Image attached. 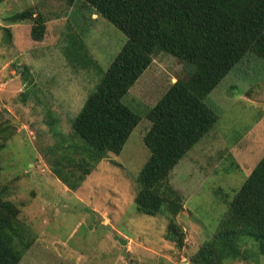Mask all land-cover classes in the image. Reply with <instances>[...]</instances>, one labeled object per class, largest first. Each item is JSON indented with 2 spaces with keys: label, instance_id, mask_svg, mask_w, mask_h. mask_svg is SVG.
<instances>
[{
  "label": "rangeland",
  "instance_id": "obj_1",
  "mask_svg": "<svg viewBox=\"0 0 264 264\" xmlns=\"http://www.w3.org/2000/svg\"><path fill=\"white\" fill-rule=\"evenodd\" d=\"M21 12L45 19L41 40L31 37L32 19L7 22ZM125 40L81 0L0 2V200L18 209L27 230L19 264H192L264 156V60L247 52L205 98L216 124L169 175L179 211L139 212L146 115L184 75L179 60L158 54L129 90L140 122L121 152L104 156L75 189L64 183L58 172L75 183L83 163L72 120ZM71 41L83 46L87 67L70 61ZM240 250L243 258L217 264H264L251 241Z\"/></svg>",
  "mask_w": 264,
  "mask_h": 264
},
{
  "label": "trees",
  "instance_id": "obj_2",
  "mask_svg": "<svg viewBox=\"0 0 264 264\" xmlns=\"http://www.w3.org/2000/svg\"><path fill=\"white\" fill-rule=\"evenodd\" d=\"M81 1L90 14L104 18L126 40L72 120L71 137L82 142L78 157L83 163L76 167L80 176L71 183L58 169L57 175L75 189L104 156L121 152L140 122L135 107L127 102L130 88L154 56H172L182 64L184 75L147 112L150 126L143 143L149 157L137 176L135 197L139 212L151 216L170 212L172 217L181 204L168 182L169 175L218 120L205 98L247 52L264 60V0ZM27 19L33 20L31 37L41 40L45 31L41 15L33 18L32 12H21L7 22ZM68 49L73 51L70 61L87 67L80 42L71 41ZM227 209L214 236L192 264L243 258L242 239L251 241L264 254V156ZM26 234L18 209L0 200V264H19L30 248Z\"/></svg>",
  "mask_w": 264,
  "mask_h": 264
},
{
  "label": "water",
  "instance_id": "obj_3",
  "mask_svg": "<svg viewBox=\"0 0 264 264\" xmlns=\"http://www.w3.org/2000/svg\"><path fill=\"white\" fill-rule=\"evenodd\" d=\"M119 242H121V243H122V241H121V240H119Z\"/></svg>",
  "mask_w": 264,
  "mask_h": 264
}]
</instances>
